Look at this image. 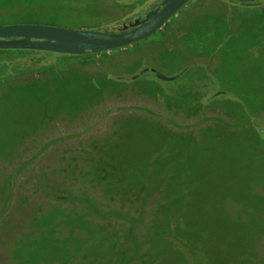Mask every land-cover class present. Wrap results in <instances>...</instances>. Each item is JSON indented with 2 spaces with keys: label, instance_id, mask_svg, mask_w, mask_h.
<instances>
[{
  "label": "rangeland",
  "instance_id": "1",
  "mask_svg": "<svg viewBox=\"0 0 264 264\" xmlns=\"http://www.w3.org/2000/svg\"><path fill=\"white\" fill-rule=\"evenodd\" d=\"M83 1L0 0V24L85 28L100 4L92 29H114L159 0ZM197 1L118 49L23 69L36 52L0 51L23 96L2 92L0 137L36 146L3 171L0 264H264V35L239 51V12Z\"/></svg>",
  "mask_w": 264,
  "mask_h": 264
},
{
  "label": "water",
  "instance_id": "2",
  "mask_svg": "<svg viewBox=\"0 0 264 264\" xmlns=\"http://www.w3.org/2000/svg\"><path fill=\"white\" fill-rule=\"evenodd\" d=\"M189 0H160L142 19L123 24L119 31L16 22L0 24V49L24 48L53 54L83 55L118 49L153 35ZM239 6H256L264 0H227ZM128 27H130L128 29ZM53 57L46 59L50 62Z\"/></svg>",
  "mask_w": 264,
  "mask_h": 264
},
{
  "label": "crops",
  "instance_id": "3",
  "mask_svg": "<svg viewBox=\"0 0 264 264\" xmlns=\"http://www.w3.org/2000/svg\"><path fill=\"white\" fill-rule=\"evenodd\" d=\"M78 1L84 2L83 0H78ZM90 1H93L94 3V1L96 0H90ZM197 2L198 3L196 2L190 3L189 7L190 8L197 7L198 9L212 10L222 15L220 17L222 20H225V21H228V19H230L229 17L227 18L228 16L227 11L230 10L232 7L236 9L237 13L239 12L237 26L233 25L231 29L229 28L227 29V32L232 31L233 33H237V39L239 42V51H242L243 41L247 40L248 38L246 37L245 34H249L251 31H253L254 34H257V33L264 34V3L260 5H256V6L246 7V6L233 5L231 3H228L227 0H198ZM98 6H100V4H97V5L94 4L92 6V9L95 10L94 13H96V15L99 16V18L94 22L98 21L99 23H101V22L107 21L108 18L111 16V13L107 12V10L104 13V10H102L103 8L102 9L101 7L97 8ZM223 9H227V11L226 12L222 11ZM250 13H252L253 15V24H250V22H252L251 17L247 16V14H250ZM225 14L227 16L223 17V15ZM112 15L113 17H116L118 15L117 6L115 7ZM83 22L85 24V28L93 27L90 23H94V22L90 20H84ZM223 26L229 27L230 25L226 24ZM262 39H264V37ZM238 55L242 58L240 54ZM9 82L10 80L7 82L0 80V101H1V94L2 92H4L2 97L8 98L7 99L8 104H9L8 110L10 111V109L13 106H15L14 100L16 96H19L18 98H20L18 105H20L19 108H21V105L23 104V96H22V90L18 92V95H16V93L12 90L2 89V87L9 84ZM240 88L245 89L244 87H240ZM1 109L4 110V107H2ZM1 116L3 119L0 120V128L5 129L6 128L5 123L7 125H10L9 113L5 115V114H2V112L0 111V117ZM22 123L23 122H21V128H22ZM22 138H24V141H27L29 143H26V144L23 143ZM34 141H35L34 137L32 139V137L26 138V137H22V135L21 137H19V139L18 138L14 139L12 134L10 133L6 134V132L3 134V136L0 137V192L7 191L5 189V186L7 185V183H12L9 180L10 178H12V176H15V174L6 175L3 171H5L7 168L15 169L16 167L19 170H21V167H22L21 163H23V161L31 160L30 152L32 151V149H35L36 147L35 144H32V142L34 143ZM13 162L17 163L16 167L14 166ZM8 191H12V189H9Z\"/></svg>",
  "mask_w": 264,
  "mask_h": 264
},
{
  "label": "trees",
  "instance_id": "4",
  "mask_svg": "<svg viewBox=\"0 0 264 264\" xmlns=\"http://www.w3.org/2000/svg\"><path fill=\"white\" fill-rule=\"evenodd\" d=\"M123 22H117L114 24V29H110V28H105L103 31H106V32H113V31H119L121 26L123 25L122 24ZM247 38V40L243 41V44H253V43H256L258 40L257 36H258V33L257 34H254L253 31H251L249 34H245ZM244 35V36H245ZM264 35V34H263ZM255 39V40H254ZM236 43L238 44V47H239V42H238V39L235 40ZM245 47V46H244ZM10 49H14V48H3V49H0V51H6V50H10ZM17 49H24V48H17ZM28 50H31V51H34L36 52V54L34 56H28L27 58L25 59H20V60H17L18 63H20V68H25L27 66H37V65H46V64H49L50 62H52L53 60H51L50 62H45L46 59L50 58L51 56H49L47 53L48 52H41L39 50H33V49H28ZM250 66L255 69V70H258L257 68V64H254L252 65L250 63ZM9 71L5 74V75H8V74H12L13 72V68L12 67H9L7 68ZM175 77L177 76H172V77H167V78H164V80H171V79H174ZM174 249V248H173ZM152 261V260H150ZM150 261H145L143 260V262H140V264H145V263H150Z\"/></svg>",
  "mask_w": 264,
  "mask_h": 264
},
{
  "label": "flooded vegetation",
  "instance_id": "5",
  "mask_svg": "<svg viewBox=\"0 0 264 264\" xmlns=\"http://www.w3.org/2000/svg\"><path fill=\"white\" fill-rule=\"evenodd\" d=\"M159 3H160V0H159L155 5L148 7L147 10H146V12H147L149 9H152V8L157 7V6L159 5ZM146 12H145L144 14H142V15H137V16H134V17H132V18H130V19H127V20H125L122 24H126V25H127V24H129V22H132L135 18L142 19V18L145 16ZM129 28H130V27H128V29H129Z\"/></svg>",
  "mask_w": 264,
  "mask_h": 264
}]
</instances>
